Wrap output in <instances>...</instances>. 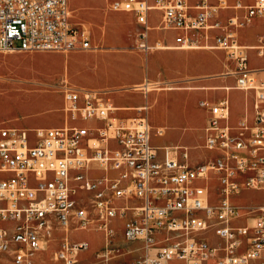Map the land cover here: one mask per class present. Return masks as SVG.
Here are the masks:
<instances>
[{
    "label": "built area",
    "instance_id": "1",
    "mask_svg": "<svg viewBox=\"0 0 264 264\" xmlns=\"http://www.w3.org/2000/svg\"><path fill=\"white\" fill-rule=\"evenodd\" d=\"M228 6L234 10L221 20L217 14ZM109 7L134 13L135 46L143 51L152 46L148 14L153 9L159 13L156 27L179 30L174 45L223 48L234 61V85L254 89L253 123L241 119L231 132L219 122L229 112L227 97L200 99L208 108L204 145L218 153L190 164L185 149L182 159L169 155L167 146L157 156L150 142L147 101L131 115H118V106L102 89L64 83L62 110L68 121L0 124V264H33L32 255L46 246L57 226L64 232L54 254L62 264H72L85 242L71 241L66 231L92 220L104 232L97 253L103 264H125L112 259L119 252L110 254L118 250L110 224L116 215L123 217L126 240H143L144 251L133 264H168L174 258L178 264H264V198L253 206L250 223L231 222L237 212L230 200L239 188L264 191V78L247 65L248 47L264 52V0H110ZM255 15L263 16V30L255 43L240 42L238 29ZM91 46L88 30L70 20L67 0H0V50ZM142 82L151 83L146 78ZM92 163L104 172L89 174ZM210 170L219 181L213 202L208 201L207 185L196 182ZM207 229L222 242L204 238L200 231ZM160 231L165 241L154 243ZM14 235H22V243L9 248Z\"/></svg>",
    "mask_w": 264,
    "mask_h": 264
},
{
    "label": "crops",
    "instance_id": "2",
    "mask_svg": "<svg viewBox=\"0 0 264 264\" xmlns=\"http://www.w3.org/2000/svg\"><path fill=\"white\" fill-rule=\"evenodd\" d=\"M241 1L244 3H248L251 2L252 0L250 1L241 0ZM90 2L92 4L93 1ZM233 2L234 0H231V2L228 1L229 4H232ZM85 3L87 2L85 1ZM67 4L70 9V20L72 21L71 7L69 4V0H67ZM233 10L234 9L230 6L222 8L218 12L217 16L221 20H224L226 15L231 13ZM126 11H130V10H126ZM82 13H84V11ZM130 13L110 11L107 14V18L109 21H111L113 19H118L120 15L125 17L132 16L136 25V28L133 33V40H135V32L138 27V23L135 19L134 13L132 11H130ZM152 14L155 15L154 20H152L151 18ZM83 15L91 16L93 15V11H86ZM158 17H159L158 10L153 9L149 11L148 22L150 24V28L148 29V41L149 43L152 44L151 48L152 47L155 48L152 49L150 48L146 51L145 56H146V68L148 75L152 77H157V76L164 77V79H167L169 81L178 79L183 75H188V74L199 75V78L196 81L198 82L197 84L198 86L173 87L169 85L168 88H160L150 91L149 89H145V90L143 89L142 94L139 91L131 90L130 88H128L127 87L128 85H131L132 83L133 85H136L134 83L140 81L142 82L145 78L146 79L149 78V76L141 75V70L143 68L142 55L139 51H134L129 46L132 40V34L130 35L129 33H127V35H125L124 34L125 30L123 29L122 24L119 23L114 24L111 22L106 27L103 28L102 33L100 35L98 34L97 29H94L93 32L94 38L96 37V35H99V37H101L103 41H105L107 44H110L111 46H107L104 48L86 47L83 50L73 49L67 53L65 57V64H66V70L69 73V78L75 84L73 86L102 89L103 93L107 95L115 105L118 106V108L115 110V112L118 115H131L135 112L136 105L142 103L143 101H147L148 103L147 115L151 126L150 142L152 143V145L155 146L157 156L162 157L164 154V146H167V153L178 159H182L181 152L183 149H185L187 153L185 160L190 164L195 163L199 160L213 158L218 153L216 149L213 155L206 156L205 154H203L199 156H194L188 160L189 149L192 146L193 138L196 137L201 138L202 139L201 145L206 147L204 145V140H205L204 125L206 123V118L208 115V108L206 105L200 104L199 102L200 99H205L208 102H212L219 96H226L229 103V112L228 115L225 118L220 119L219 122L222 124H227L230 127V131L233 132L235 131V127L241 119H244L248 125H251L253 123V117H254L253 100L255 96L254 89L240 88L234 85L235 83V73L233 72L234 61L232 59L227 58L226 55H225V59L230 63H232V68L231 70H227L225 72L226 73L232 72L234 78H232L229 74L224 77H219V76L204 77L202 73L209 72L219 68L220 66L219 60L218 62L204 63L197 59V53L200 50L187 49L184 47H179L174 45L175 43L174 36L179 30L174 28L162 29L156 27L155 25L158 20ZM252 21H256L257 23L260 24L259 29L253 32L250 39H242L240 37L241 34L240 30L245 26H247L249 23L240 27L237 31L238 40L240 42L246 44L255 43L257 34L263 30V16L255 15L252 17L251 22ZM72 22L76 23L74 21ZM76 24L79 25V23ZM89 41L91 42L90 35H89ZM198 41H202V38L198 37ZM155 43H159L158 46L166 44L164 45L166 47H164L165 49H160V47H157ZM191 47L207 48L209 46H191ZM216 48L222 49L220 47H216ZM250 49H253L254 53L259 56H263L264 52L263 54H257L254 47L247 48V65L251 68H257L254 70V75L257 78H264V75L261 76V74H264V64L252 65L249 63ZM70 53L73 54L69 60L68 56ZM131 57H135L134 61H131ZM132 65L135 66L134 73L127 76L123 75L121 72L122 69H130L132 68ZM116 70L118 71V73L116 72ZM232 80H234L233 84H222L224 81H232ZM208 84H212L215 87L213 88L205 87ZM123 91H129L135 93L137 96V100L133 102L122 101L120 95L122 94ZM149 93H151L152 96V100H151L152 103H150V101L148 100ZM151 106L153 107L152 108L153 116L159 117V119L162 120L163 122L152 123L149 112ZM62 116H63L62 121L59 118H57L55 121L47 124H34V125H25V126L56 125L69 120L64 114V112L62 113ZM158 126L162 128L160 132L155 131V128ZM153 134L163 135L164 141L161 144L153 143L151 139ZM158 148L162 150L160 153H158L157 150ZM93 169L101 170L102 172H104V169L97 166L95 163H92L88 170L89 174L91 175L100 174V172H93L92 171ZM111 173H113V170H111ZM213 174L214 176L217 177V173L214 171H212V173L209 172L208 176H212ZM243 188H252V187H243ZM253 189L260 190L261 200L259 201V203L262 202L264 198L263 189L262 188H253ZM242 199L247 200L245 198ZM214 200L215 197L213 199L210 197V191L208 188V201L213 202ZM230 200H231V196H230ZM254 216L251 219L245 216L246 220L241 223H245V222L250 223L253 220ZM56 228L63 229L62 226H57ZM80 228H84V227H80ZM96 229L99 230L100 232L101 241L99 245L100 247L97 249L95 255H97V253L101 251L105 241L103 230L99 227H96ZM68 230L66 231L67 235H68ZM61 235L60 234L52 235L51 237V240H53L51 257L54 260H59L58 258L54 257V252L59 245ZM220 239H221L220 241L221 243L222 238ZM49 240L50 239H48L46 245L47 247L49 246ZM78 241H84L86 244L85 239H80ZM130 242H132L130 247H127L125 245L120 246L121 251H119L118 255H114L112 259L121 257L122 255L129 254L128 256L129 262L133 264L134 258L142 254L144 251L143 240L141 238H137L131 240ZM80 249L81 248H79L78 250Z\"/></svg>",
    "mask_w": 264,
    "mask_h": 264
},
{
    "label": "rangeland",
    "instance_id": "3",
    "mask_svg": "<svg viewBox=\"0 0 264 264\" xmlns=\"http://www.w3.org/2000/svg\"><path fill=\"white\" fill-rule=\"evenodd\" d=\"M85 1L87 3H85ZM90 1H93L92 4ZM231 2V0H228ZM227 1V2H228ZM250 1V0H246ZM110 0H69V4L71 7V19L72 21L79 23V25H83L88 30V36L91 37L90 44L91 48H104L107 46H111L107 44L99 35L102 33L104 27H106L110 22L114 24H122L123 29L125 30V35L129 33L132 34V40L129 44L130 48L134 51H139L142 55V70L141 75L149 76L146 68V51L140 50L135 46V40H133V33L136 28L134 19L132 16L125 17L121 16L118 19H113L111 21L108 20L107 14L110 11L113 12H128L126 10L121 9H112L109 7ZM86 11H93V15L86 16L83 15ZM131 14V13H130ZM124 17V18H123ZM152 20L155 19V15L152 14ZM260 24L256 21L250 22L247 26L240 30V37L242 39H250L253 32L259 29ZM94 29L98 30V34L94 38L93 32ZM249 41V40H248ZM250 42V41H249ZM162 44V43H160ZM160 47V49H165L164 45H156ZM155 48V47H152ZM151 48V49H152ZM187 49H195L200 50L197 53V59L204 63L209 62H220V66L217 69H214L209 72L202 73L204 77L206 76H219L224 77L226 75H230L234 78L233 73H226L225 71L231 70L232 63L225 59V50L218 49L216 47H184ZM75 49H84V48H72L68 50L61 49H4L0 50V123L6 124H18V125H34V124H47L55 121L59 118L61 121L63 119L62 116V85L65 83L66 85H75L71 79L69 78V73L66 70L65 57L67 53L71 50ZM154 50V49H153ZM73 53H70L68 59L70 60ZM135 57H131V61H134ZM249 63L252 65H262L264 64V55L259 56L256 55L253 49L249 50ZM135 71V66L132 65L130 69H122V74L127 76ZM118 73V71L116 70ZM264 74H261L263 76ZM199 75H183L178 79L169 81L164 79V77H152L149 76L147 78L149 85L147 89L156 90L160 88H168V86L173 87H196L198 86L197 79ZM232 81H224L222 84H233ZM143 82H137L134 84H140L139 86H143L145 89V84ZM133 83L128 85L127 87L131 90L139 91L142 94V87L134 88ZM205 87L213 88L212 84H208ZM249 89V88H247ZM122 101L125 102H133L137 100V96L133 92L123 91L120 95ZM148 100L151 102L152 96L151 93L148 94ZM173 102V101H172ZM150 107V119L152 123L163 122L157 116H153L152 109ZM152 142L155 144H161L164 141L163 135L153 134ZM201 138H193L192 146L189 149L188 160L194 156H199L205 154L206 156L213 155L215 149H208L201 145ZM158 153L162 150L160 148L157 149ZM93 172H102L101 170H92ZM111 173V170L107 171ZM212 173V170L209 171ZM197 182L204 183L207 185L210 191V197L213 199L215 197V193L218 190V178L214 176H208L206 178H198ZM260 190L253 188H239L236 192L231 194V200L237 209V213H235L231 222H243L245 221V216L251 219L255 211L253 210V206L258 204L260 199ZM245 198L247 200H244ZM237 199V200H236ZM257 199V200H256ZM119 201V200H118ZM123 217L121 216H113L110 218V224L114 227L115 232L113 235V245L118 246V250L110 251V254L113 255L121 251L122 245L130 247L132 242L126 240L121 231ZM4 224H8V222H4ZM97 221H90L86 227H70L68 230L69 238L72 241H78L80 239H85L86 244L84 247H81L80 250L76 253V260L72 264H103L104 259L101 256L95 255L97 249L100 247V232L96 229ZM63 229L54 228L50 233L49 246H44L38 249L32 255V261L34 264H62V261L54 260L51 257L53 240H51L52 235H61L63 233ZM200 234L204 236V238L208 239L213 244L220 243L221 239L214 234L210 229L205 230L203 233L200 231ZM164 232H157L155 234L154 243H158L159 241H165V237H163ZM48 242V241H47ZM47 245V244H46ZM129 254L122 255L118 257L123 260L125 264H131L129 262ZM54 257L55 254H54ZM211 261L209 259L208 263ZM3 264H22V263H12L2 261ZM180 263L179 259H170L168 264H178Z\"/></svg>",
    "mask_w": 264,
    "mask_h": 264
},
{
    "label": "bare ground",
    "instance_id": "4",
    "mask_svg": "<svg viewBox=\"0 0 264 264\" xmlns=\"http://www.w3.org/2000/svg\"><path fill=\"white\" fill-rule=\"evenodd\" d=\"M148 86L149 85L145 84L146 89L149 88ZM137 87H139V85L134 86V88ZM235 212H237V209H235ZM21 243H22V235H14L12 240H9V248H16V245H20Z\"/></svg>",
    "mask_w": 264,
    "mask_h": 264
}]
</instances>
